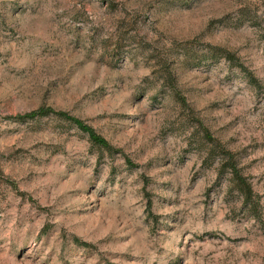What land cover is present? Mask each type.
Returning a JSON list of instances; mask_svg holds the SVG:
<instances>
[{"label": "rangeland", "instance_id": "1", "mask_svg": "<svg viewBox=\"0 0 264 264\" xmlns=\"http://www.w3.org/2000/svg\"><path fill=\"white\" fill-rule=\"evenodd\" d=\"M0 264H264V0H0Z\"/></svg>", "mask_w": 264, "mask_h": 264}, {"label": "trees", "instance_id": "2", "mask_svg": "<svg viewBox=\"0 0 264 264\" xmlns=\"http://www.w3.org/2000/svg\"><path fill=\"white\" fill-rule=\"evenodd\" d=\"M229 60L232 62H236L241 70L246 71L247 69L244 67V65L239 62L233 55L230 53L226 55ZM249 75V80L252 82H256V77L252 75L250 72H247ZM54 114L62 119H65L67 121H70L75 126H77L81 131L88 134L89 140L91 143L95 146H99L102 148L107 149L108 151L112 152L113 147L107 143V141L102 138L95 129H93L91 126L86 124L84 121L70 116L67 112L64 111H57L52 108H39L35 111L15 116V118L19 119H33L36 117H41L45 115ZM226 159L223 162V168L224 169H230L233 175L234 183L239 190V192L244 196V204L249 208V210L254 214L259 216V205L260 202L256 198V195L252 189L251 184L248 183V181L241 175L240 169L237 166V163L234 161L233 156L231 153L225 151Z\"/></svg>", "mask_w": 264, "mask_h": 264}]
</instances>
